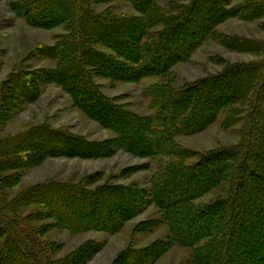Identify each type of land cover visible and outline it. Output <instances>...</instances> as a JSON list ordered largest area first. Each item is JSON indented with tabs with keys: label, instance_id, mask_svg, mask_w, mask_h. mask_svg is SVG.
Masks as SVG:
<instances>
[{
	"label": "rangeland",
	"instance_id": "1",
	"mask_svg": "<svg viewBox=\"0 0 264 264\" xmlns=\"http://www.w3.org/2000/svg\"><path fill=\"white\" fill-rule=\"evenodd\" d=\"M60 1L63 2L0 0V140L18 137L26 131L36 132L28 141L36 146L32 148L23 141L13 148L15 153L21 149L28 151L20 159L24 167L0 172L1 202L22 198L26 191L38 185L59 182L99 192L104 199H108L109 191L122 192L123 196L118 200L109 198L111 204L119 200L127 203L130 196L135 195L138 206L126 212L115 232L69 230L47 215L46 209L21 198L20 205L14 208L16 212L9 214L4 209L3 215H10L25 227L37 230L40 240L48 242L53 249L51 258L54 260H73L72 264H196L198 247L175 241L162 201L155 199V182H161L167 169L179 160L188 166L195 165L204 156L242 159L250 132L259 130V120L264 127V101H257L262 105V117L254 114L253 93L243 98L221 100L212 123L193 133L171 134L170 139L167 137L169 131L163 137L166 145L174 151L169 155H157L152 154L148 139L159 135L160 130L157 126L152 128L150 120L151 116L161 112L153 107L154 102L161 99L153 101L151 93L159 88L171 94L187 91L209 80L232 82L231 70L263 63L264 50H255L239 40L264 41V18H255V14H251V19L245 18L244 15L249 13L243 14L239 9L249 0H220L221 4L209 0H148L166 16H177L175 22L161 23L147 20V7L141 6L140 0L87 2L85 10L93 15L131 19L124 21L139 30L135 46H143L148 40L162 35L169 26H174L178 28L174 39L187 49L163 71L145 75L146 59L141 50L130 45L129 50L135 51V55L130 58L123 55L101 39L107 34L104 32L108 21L99 22L85 14L84 19L91 23L93 39L86 44L90 53H85L80 63L84 73L75 76L76 79L82 76L87 79L95 100L100 103L98 112L80 100V92L66 86L69 77L64 76L63 80L57 75L65 63L64 57L56 53L62 52L59 44L71 41L74 30V23L65 20L67 15L61 7L64 4L59 5ZM45 2H49L50 8L44 6L45 9L41 10H48L46 16L53 19H35L37 6ZM203 5L207 9L201 10ZM182 11H186L187 16ZM112 63L126 69L111 70L107 64ZM16 82L34 83L38 89L34 88L33 99ZM174 104L183 105L179 101ZM100 114H105L106 119ZM124 118L128 122L122 129L124 126L119 127L118 122ZM141 125L146 126V130ZM50 132L64 140L66 151L48 153L38 136L48 133L50 137ZM131 136L134 141L129 140ZM177 151H181L182 156L177 155ZM5 155L14 159L13 155ZM256 157L253 152L248 163L254 166ZM10 174H17V182L8 186L1 179ZM226 193L227 186L222 182L192 203L204 207L223 199ZM28 213L37 216L29 219L25 215ZM4 236L0 234V250ZM4 256L0 253V264L21 262L19 254L12 253L10 260ZM259 262L264 264V261Z\"/></svg>",
	"mask_w": 264,
	"mask_h": 264
},
{
	"label": "trees",
	"instance_id": "2",
	"mask_svg": "<svg viewBox=\"0 0 264 264\" xmlns=\"http://www.w3.org/2000/svg\"><path fill=\"white\" fill-rule=\"evenodd\" d=\"M93 1H60L59 5L64 4L61 7L67 15L65 20L74 23V30L71 32V41L65 40L59 44L62 52L56 53L60 57L63 56L65 60L57 75L62 78L66 76L75 79L69 81L68 78L66 86L73 91L80 92V100L87 103L89 107L97 109L100 103L95 100L94 91L89 88L87 79L84 80V76L76 79L78 74L84 73L80 63L83 60L82 56L85 53H90L86 49V44L93 39L91 38V23L84 19L85 14L99 22L101 20L108 21V27H105L106 32H104L107 34L101 36V39L106 40L111 47L120 50L123 55L125 54L128 58L132 57V54L135 55V51L129 50L130 45L135 50H141V55L146 59L143 68L144 71L146 70L145 75L163 71L173 60L182 56L181 53L186 52L187 49L184 44L182 45L181 42L174 39L173 36L178 29L174 26H169L162 35L148 40L143 46H135L134 42H136L139 30L124 21L131 19L112 15H93L85 10V4ZM140 1L141 6L147 7L145 16L147 20H151L149 22L176 21L177 16H166L156 4H151L150 1L148 3V0ZM208 2L221 4L220 0H209ZM40 5L37 6V12L33 17L37 20H52L53 18L49 19L46 16V13L49 14L48 10H41L45 7L49 9V2ZM200 9H207V7L203 5L200 6ZM239 10L243 14L249 13L244 15L246 19H251V14H255V18H264V0H249ZM186 13V11L183 12V14ZM180 17L182 18V16ZM198 17L200 18V15ZM198 17L195 20H198ZM171 24L173 25V23ZM239 41L250 44V47L256 48L255 50H264V41ZM107 66L111 70L126 69V67L115 63L107 64ZM73 71L77 72L73 73ZM231 71L233 73L232 82L224 80L218 83L209 80L202 83L201 86L189 88L187 91H175L171 94L169 91L159 88L151 93L153 101L161 99L154 102L153 105L161 112L151 116L150 120V124H153L152 128L157 126L160 130L157 138L148 139L152 154L169 155L173 153L174 150L166 145V138L163 137L169 131L171 133H168L167 137L170 139L171 134L173 136L179 132L193 133L212 123L216 117V111L218 112L220 108L221 100L243 98L244 95L253 93L255 96L254 114L262 116V105H259L257 101H264V62ZM16 85L23 92L26 91L24 93L29 94L30 99H33V95H35L34 88L38 89L31 82H16ZM178 101L183 105L175 106L174 103ZM92 104L94 105L92 106ZM97 110L99 112V109ZM100 115L106 119L105 114ZM122 120L118 123L119 127L124 126L122 128L124 129L128 121L126 118ZM261 122L262 120L256 122L259 130L254 129L250 132V136L248 135L247 151L242 159L226 160L220 156V158L204 156L203 160L188 166L179 160L167 169L161 182H155L153 192L155 199L158 198L162 201V209L170 220L169 224L172 226L175 241L182 245L198 247L196 264H259L261 263L259 261H264V127H261ZM141 127L146 130V126L141 125ZM47 134L43 135L44 138L39 135L38 139L46 146L48 153H62L67 150L66 144L63 143L64 140L59 136H53L52 133L50 137ZM35 135L34 131H26L18 137L0 140V172L24 167V163H21L20 159L22 160V156H25L28 151L25 152L21 149L15 153L16 150L13 148H17L23 141H31ZM129 140L134 141L132 136L129 137ZM28 144L32 148L36 146L32 142H28ZM253 152L257 156L254 166L248 163V157ZM181 153V151H177V155L182 156ZM5 154L13 155L14 159ZM1 180L5 185L11 186L17 182V174L4 176ZM222 182L227 186V193L223 199L206 204L204 207L193 205L194 199ZM158 184L160 185L158 186ZM107 193L109 194L108 199H104L99 192L87 191L79 185L50 182L26 191L22 198L20 196L15 201L2 203L0 199V234L5 235L2 239L3 247L0 253L5 254L4 257L8 260L12 253L13 255L19 254L21 258L19 264H72L73 260L67 262L65 259H52L53 249L50 248L48 242L40 240L38 231L31 227H25L24 223L10 215H3V210L7 209L9 214L16 212L14 208L24 200L30 204L37 203L39 207L47 210V215L55 218L62 227L69 230L98 229L115 232L127 214L126 212L134 210L138 206L139 200L137 196L133 195L127 201L128 204L125 200L111 204L110 200H118V197L123 196V193L119 191ZM25 215L29 219H34L37 216L34 213ZM199 245L202 246L199 247ZM14 261L17 262V259L14 258ZM14 261L13 263H15Z\"/></svg>",
	"mask_w": 264,
	"mask_h": 264
}]
</instances>
